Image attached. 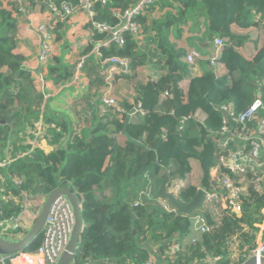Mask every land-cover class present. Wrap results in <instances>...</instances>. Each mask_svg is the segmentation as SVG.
<instances>
[{"label": "trees", "instance_id": "16d2710c", "mask_svg": "<svg viewBox=\"0 0 264 264\" xmlns=\"http://www.w3.org/2000/svg\"><path fill=\"white\" fill-rule=\"evenodd\" d=\"M52 1L61 7L81 0ZM90 1L94 20L114 27L121 21L120 14L137 0ZM135 20L137 34L126 31L121 44L112 40L100 47V57L91 53L83 63L89 87L77 100L80 111L75 126L64 116L44 110L46 137L56 147L50 152L35 147L8 167H0L5 177L0 219L21 213L20 200L26 193L43 197L70 185L80 197L84 222L71 264L91 259L140 264L156 260L151 246L160 249V264H192L197 259L241 264L256 246L264 220V172L258 173L263 177L261 189L250 184L241 195L238 211L223 198L215 220L206 207L202 213L211 228L189 243L184 240L191 230V215L168 211L155 195L173 178L191 174L193 159L202 170L199 185L211 187L210 170L220 152L216 136L223 125L220 105L246 109L256 98L258 85L264 98V44L253 39L254 52L247 56L242 47L251 35L235 30L264 25V0H154ZM89 26L93 40L86 53L110 36L108 31L93 29L90 22ZM185 32L191 33L190 48L200 49L203 57V73L189 78L186 91L181 82L189 75L185 58L190 48L179 44ZM217 37L224 39L218 57L227 70L222 74H216L209 59ZM16 46V18L13 11L0 8L1 155L9 144L15 156L31 147L44 99ZM112 56L130 60L132 73L115 78L131 81L134 90L131 97L124 95L119 101L120 110L112 107L104 113L99 96L106 78L101 64ZM141 66H149L157 77L146 82L138 79ZM74 69L58 59L49 66V74L55 83H63L71 80ZM167 91L169 96H164ZM138 103L145 113L132 119L130 113ZM199 111L206 114L203 121L193 118ZM259 115L264 117V109ZM197 189L190 183L177 196L190 202ZM144 190L150 196L135 204ZM42 242L41 232L24 252L37 251Z\"/></svg>", "mask_w": 264, "mask_h": 264}, {"label": "built area", "instance_id": "2783aa9c", "mask_svg": "<svg viewBox=\"0 0 264 264\" xmlns=\"http://www.w3.org/2000/svg\"><path fill=\"white\" fill-rule=\"evenodd\" d=\"M12 3L22 5L23 0H10ZM49 9L56 14L71 15L77 11L85 12L93 29L98 32L108 31L110 36L95 47L96 56L100 57V47L108 45L110 41H116L121 44L124 41V33L131 31L137 34L139 31V25L135 18L139 14H144L148 6L154 2V0H137L132 4L125 12L120 14L121 21L116 26H110L105 22H99L94 20V10L92 9V1L81 0L77 5H71L63 3L62 6H58L52 0H45ZM157 14L159 12L155 11ZM37 30L42 33L43 44L39 53V59L42 63H46L51 54V38L52 34L48 31L46 25L40 24ZM214 54L209 57L211 66L215 70L216 74L225 73L227 70L224 64L219 61L222 47L224 45V39L217 37L214 39ZM202 52L198 48H190L185 58L189 66L188 77H195L200 75L201 66L200 60L202 59ZM130 60L126 57L112 56L102 61V66L105 70L106 85L101 90L100 94V106L101 110L106 113L110 111V108L117 110L121 109L120 97L116 92L115 76L123 73H130ZM156 73L151 71L149 79H155ZM35 86L39 92L43 94L44 103L40 108V118L36 123V127L33 131V141L31 147L28 150H24L17 153L16 156L13 153V145L4 150V153L0 154V167L6 168L17 157H22L30 154L35 147L39 139H46V124L43 119V113L45 110V101H47L48 93L44 91L45 79L42 74H37L33 77ZM148 79V80H149ZM70 84H75L77 91L83 93L89 86V78L83 70V62H79L74 69V74L70 80ZM164 96H169V92L164 93ZM264 109V98L260 85L257 88V95L253 102L244 110L236 111L233 105L221 104L220 110L223 113V125L220 131L217 133L216 142L220 148V152L217 158V163L212 166L210 170L211 184L208 189L203 188L206 191L205 207H209L210 210H218L221 208L220 201L223 198L229 200L230 204L236 208L239 207V201L241 195L245 194L250 184L255 185V189H261V183L263 177L258 174L264 172V117L259 114ZM145 110L140 103L135 107V111L130 113L132 119H138L142 116ZM206 114L201 111L196 112L193 115L198 121H203ZM26 134V133H25ZM193 173V172H192ZM191 173V174H192ZM250 173H254V176H250ZM175 177L167 185V191L178 195L179 192L187 187L189 183V176ZM5 181L3 174H0V197L4 193L5 189L2 187ZM18 182V181H17ZM4 195V194H3ZM149 191L144 190L139 194L135 204L142 203L144 197H149ZM46 196H40V200L45 199ZM39 199V195L24 194L20 200L22 209L28 206L35 205V201ZM162 205L168 211H176L168 200L161 199ZM41 204L38 210L34 214V219L39 213ZM191 228L200 234L208 231L211 226L208 224L205 215L202 212H196L192 216ZM75 216L72 205L65 195H60L55 200L44 229L43 242L35 252H22L13 256L0 255V261H5L7 258L21 259L23 256L30 258L34 257V260L25 259V264H60L62 255L64 253L66 244L69 240L70 234L74 227ZM30 227L27 225V221L23 218L21 213L11 216L9 218L0 219V232L7 235L9 238H20L25 235ZM17 235H20L17 237ZM196 238L193 239L195 241ZM178 244H175L171 249L177 248ZM254 255L258 259L264 257V236L257 242L256 246L251 249L249 256ZM248 256V257H249ZM82 264H92V259ZM140 264H157L154 259H148Z\"/></svg>", "mask_w": 264, "mask_h": 264}, {"label": "crops", "instance_id": "0c3cea01", "mask_svg": "<svg viewBox=\"0 0 264 264\" xmlns=\"http://www.w3.org/2000/svg\"><path fill=\"white\" fill-rule=\"evenodd\" d=\"M0 8H5L13 11V15L17 21V46L15 52L24 56L23 66L29 70L32 76L42 74L45 79L44 91L48 93L47 101H45V110L52 115L64 116L68 121L72 122L74 126L78 122V112L80 107L77 105V100L87 92L83 93L77 91L75 84H70V80L63 83H55L49 74V66L55 64L59 59L70 67L76 68L79 62H85L91 53L96 56L94 44L91 52L86 53L87 47L92 43V28L89 26L88 15L85 12L77 11L71 15H61L53 13L45 0H23L22 5L12 3L10 0H0ZM46 25L48 31L52 34L51 38V54L46 63H42L39 59V53L43 44V36L37 30L38 25ZM238 32L246 33L249 29H235ZM191 33L185 32L183 38L179 40L181 46L189 49ZM247 43V42H246ZM246 43L242 47L243 52L247 55ZM207 47V46H206ZM254 52V49H253ZM201 66V65H200ZM150 70L149 66H141L139 68L138 79L141 81H148ZM85 72V71H84ZM132 73V71H131ZM203 67L201 66V73ZM86 74V73H85ZM87 75V74H86ZM88 76V75H87ZM190 77H187L181 82V86L188 89ZM89 87V86H88ZM115 87L119 93L120 100L124 95L131 97L133 95L132 82L124 77H119L115 80ZM44 103V100L42 104ZM33 134V133H32ZM34 135L30 137L33 141ZM37 147L42 148L46 152H50L56 146L51 144L49 140L39 139ZM191 160L194 170V163L196 166L199 163ZM200 168V167H199ZM42 204V199H37L35 205L28 206L22 209L21 215L27 221L28 227H31L34 221V214L38 210L39 205ZM238 207L235 208L238 211ZM214 219L220 217V208L218 210H210ZM201 234L191 228L189 234L185 237L184 243L193 241ZM264 236V220L259 225L256 241L258 242ZM153 254L156 258L157 264H160L159 256L161 251L158 246H151ZM9 259V262L7 261ZM5 261H0V264H17V258H7ZM92 264H115L113 262H104L101 260L92 259ZM192 264H216L215 259H197Z\"/></svg>", "mask_w": 264, "mask_h": 264}, {"label": "water", "instance_id": "95a60500", "mask_svg": "<svg viewBox=\"0 0 264 264\" xmlns=\"http://www.w3.org/2000/svg\"><path fill=\"white\" fill-rule=\"evenodd\" d=\"M60 195H65L68 198L75 216L74 227L60 261V264H71L84 230V222L80 197L70 185L59 187L45 197L41 204L39 213L24 236L20 238H9L7 235L0 232V255L13 256L24 252L30 242L43 231L49 212L55 200ZM155 196L159 199L168 200L180 212L191 216L198 211L204 212L206 210V191L203 188H198L196 195L190 202L187 203L182 202L178 196L168 192L167 183L162 186L161 190ZM241 264H264V257L258 259L256 256L251 255Z\"/></svg>", "mask_w": 264, "mask_h": 264}, {"label": "rangeland", "instance_id": "374dc122", "mask_svg": "<svg viewBox=\"0 0 264 264\" xmlns=\"http://www.w3.org/2000/svg\"><path fill=\"white\" fill-rule=\"evenodd\" d=\"M246 33L251 35V39L249 41H247V43H246L247 56H251L253 54V49L255 46L253 39L259 38L260 44H264V25L261 27L251 28V29L247 30ZM116 92H117V94H119L117 90H116ZM194 162H196V161H194ZM199 167H198V165L196 166V163H194V170H193V173L189 176V183L194 184V185L200 184L202 170ZM159 201H161V199H159ZM28 258H29V256L28 257L23 256L21 259L17 260V264H25L24 260L28 259ZM29 260H34V257L30 256Z\"/></svg>", "mask_w": 264, "mask_h": 264}]
</instances>
